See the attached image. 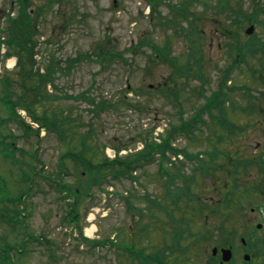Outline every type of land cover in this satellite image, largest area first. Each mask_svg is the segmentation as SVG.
Here are the masks:
<instances>
[{"label": "rangeland", "instance_id": "obj_1", "mask_svg": "<svg viewBox=\"0 0 264 264\" xmlns=\"http://www.w3.org/2000/svg\"><path fill=\"white\" fill-rule=\"evenodd\" d=\"M160 1L161 12L170 16L167 13V3L178 5L189 0ZM214 1L190 0L189 2L190 8L200 13L207 7L205 5L208 7L215 5ZM229 1L231 4L242 1L243 12L249 13L250 17H254L258 7L264 4V0H258L256 4L251 0ZM146 6V0H51L50 2L27 0L26 11L32 16L27 24L39 28L35 36L36 54L33 55L36 60V70L44 71L48 56H51L58 65L69 70L60 72L58 69L50 72L54 83L47 82L44 90L55 97L46 98L36 107L38 112L46 110L49 115L56 113L58 118L63 119L64 121L59 122L63 133L55 129L52 123L47 127H39L32 122L25 110L16 108L25 124L32 127V130L27 131L23 125H18L15 120L7 118V111L0 102V188L4 189L6 195L17 197L29 186L20 202L0 200V253H4L5 241L14 246L9 250L10 252L12 250L13 254L10 264H141L137 257L132 258L121 247L114 249L110 245H97L90 250H84L77 236V230L71 228L72 225L62 219L70 209L67 198L75 203V195L68 190L65 194L67 198L63 199L60 196L58 186L63 183L72 189L80 184L82 190L77 205L78 229L85 237L93 241L113 237L116 245L131 244L145 254L160 250L165 242L170 243L172 233L170 219L159 206L171 204L167 191L169 197L173 196V188L179 183V179L159 172L160 162L157 157L129 171V176L114 178L111 174L119 165L112 160L118 152V158L122 160H126L127 156H136L145 141L159 144L169 127L178 124L180 118H187L193 114L204 102L199 94L201 85L199 79H191L183 83L181 82L183 78L175 76V83L169 80L167 83L170 84V90H176V95L163 89L162 85L171 73V66L154 56L153 47L158 48L168 41L169 54L178 58L180 53L190 46L202 47L204 95L216 89L222 70L232 62V54H227L223 45V35L218 27V22L225 18L216 16L218 22L215 25L211 19L213 15H210L212 9L208 10V14L202 15L205 19L198 21L199 30L195 33L196 39L189 40L182 31L178 32V35L171 30L164 32V28L157 26L156 19L150 15V9L145 10ZM18 8L17 0L0 1V40L8 37L5 29L6 14L16 16ZM263 22L264 15H259L253 23L255 26L253 33L259 37L264 36ZM177 25L182 29L187 28L186 23L180 20ZM244 29L241 31L242 40L247 37ZM201 35L204 36L203 39ZM150 40L153 47L149 44ZM98 42H108L110 50L123 51L125 60L114 58L103 65L92 52V48ZM2 46L6 50L4 43H0V49ZM88 54L90 57H87ZM258 55L259 53L255 58L246 57L245 61L234 66L227 81V85L234 87L231 98L236 105L232 108L226 102L227 118L235 124L244 126V130L227 133L216 123L210 122L205 115L206 125L196 130L190 137L177 135L172 140L171 146L196 152L203 149L210 151L215 145L219 150H235L243 156L261 151L264 145V99L262 98L261 105L255 108L257 111H253L250 115L240 107L246 104L243 85L250 86L253 92L264 89L263 85L253 80L249 68L252 66L261 69L259 64L261 58H258ZM15 61L13 52L7 60L0 56V77L4 78V75L8 74L10 83H13L12 90H15L16 94H21L23 90L21 86L24 85L17 66L14 65ZM7 63H11V67H6ZM34 79L39 80L37 77ZM27 83L31 81L27 80ZM0 91L3 89L0 88ZM2 96L4 97V91L0 92V100ZM90 98L98 102L95 107L91 104ZM260 108L262 112H258ZM214 134L220 139H215ZM83 136H85L84 147H90V150H86L81 156L97 166L106 159L111 162L109 167L97 169L100 179H106L101 184L90 181L86 184L92 171H87L88 168L77 160L61 156L68 148L74 151L81 150ZM219 156H221L219 160H222V154ZM168 158H172L171 154ZM182 161L184 167L179 166L178 169L187 174L192 173L194 163L184 159ZM164 162L169 166L170 173L178 170L172 167L170 162ZM175 164L178 165L179 162ZM115 174L117 175V170ZM219 174L220 172L215 173L214 176L219 177ZM255 174H257L256 169H251L249 176L255 177ZM222 177L218 184L223 182L226 175ZM213 179L212 175L211 178L207 175L201 178L199 185L193 184L196 185L193 186L195 190L191 189L202 199L211 196L214 204H223L222 196L226 197L227 192L224 190L216 192L210 188L205 190ZM249 197L251 203H248L243 211L231 207L230 209L235 211L227 213L229 214L226 219L229 221L227 228L236 229L240 235H243L240 232L244 231L247 220L253 214L250 207L257 209L260 200H264L260 195L251 193ZM226 204L229 203L226 201L220 208H225ZM194 205V201L183 200V203L179 202V208L172 211V215L177 219L180 215L178 210L187 206L188 209L182 211L188 214ZM16 208L21 211V217H18L19 224L16 221L6 222L5 220H11L8 219L9 215L16 219V214L13 213ZM219 216L220 213L215 217L208 216L206 222L209 221V224L217 222ZM196 218L195 213L191 214L189 220L182 226L184 228L190 226L189 230L192 231L197 230L196 223L202 222ZM201 219L205 218L201 217ZM176 222H172L173 226H176ZM33 236L49 239L51 249L48 250L45 241L39 243L33 240ZM18 243L24 244L25 254L17 252ZM199 256L201 257L199 264H202L204 255L200 253ZM185 258L188 260L191 256L186 255Z\"/></svg>", "mask_w": 264, "mask_h": 264}, {"label": "trees", "instance_id": "obj_2", "mask_svg": "<svg viewBox=\"0 0 264 264\" xmlns=\"http://www.w3.org/2000/svg\"><path fill=\"white\" fill-rule=\"evenodd\" d=\"M157 1L159 0H149L153 7V17L154 19H156V21L159 22L158 24L160 27L174 30V33L182 31L183 35L189 40H191L195 38L193 34L194 31L196 30L197 33V30H199L198 24L196 25L194 23L195 19L197 18V20L202 21V18L205 19V16L202 15L207 13L208 10L212 9L210 15H213L211 16V19L215 25L218 22L216 16H224L225 18L224 20H220L218 22V27L224 34V38L229 41H225V45L230 49L231 52L235 53V55H233V65L238 64V62L245 61L246 57L255 58L257 53H259L258 58L260 57L264 60V42L262 43L260 41H255L252 39H240L241 28H243L245 23L253 21V17H250L249 13L246 12L245 14L243 12L241 6L242 3L240 1L235 2V4H231L229 0H217L215 5L209 7L208 5H205L207 6V8H204L200 13H198L190 8L191 4L189 0L183 4H181V2L178 5H171L169 9L170 12L168 13L170 14V16L165 14L161 15V12L155 6L157 4ZM203 2L206 3L205 1ZM31 17V14L26 11V4H24L22 5V8H20V10L18 11V16L15 19H12L8 25L9 34L8 37L5 39V42L7 43L10 49L7 54L13 52L17 55V71L20 78L22 79V85L26 87L21 86L23 88L21 94H16V91L12 90V83H9L7 78L4 79V108L7 111V118L15 120L18 125H23L26 130H32V127L25 124L22 117L18 114L16 108H22L23 110H25L28 116L31 117V120L37 123L39 127H47L49 126V124L52 123L54 124L55 129H59L60 133H63V128L59 125V122L64 121L63 119L58 118L56 113H52L51 115H49L48 111L46 112V110L38 112L36 107L41 105L46 98L55 97L47 93L46 90H44L47 85V82L51 84L54 83L53 77L51 76L50 72H53V70L56 71L58 69L60 72H67L69 69L58 65L56 62L53 61L51 56H48V61L44 64L43 72H39L38 70L33 69V55L35 53L36 46L35 36L38 33V29L36 28V26L27 24L29 20L32 19ZM179 19H183L188 24V29H182L178 27L177 23L179 22ZM228 19H231V24H229L230 21H228ZM214 20L216 23L214 22ZM201 38L203 39L204 36L201 35ZM143 43H145V41H143ZM149 44H151L152 46L151 40L149 41ZM153 48L154 49H152V53L155 54L154 56L158 57L161 61L166 62L171 66V73L169 77L164 81L162 85L163 89L170 91L171 93H174L176 95V90H170V84L167 83V80L171 81L172 83H175V76L183 78L184 80L181 81L183 83H186L191 79H199L201 81V85L199 87V94L203 97L204 102L196 109L193 114H191L187 118H180L178 124L169 127L168 131H166V134L164 135V137H162V140L159 144L145 141L142 149L136 156H127L125 158L126 160H122L118 157L113 159L112 162L117 163L119 167H117L111 175H113L114 178H119V176H129V171L133 170L136 167H139L140 165L149 163L157 153H159V160L162 161L167 159L166 152L181 151L190 162L194 163L193 172L190 174H186L184 171H181V173H179L180 171L176 170L174 171L175 173L169 174V177H179V179L181 180V184L173 188L174 198H179L180 195H182L181 200L182 198L189 197L192 192L190 184L197 183L198 177L203 178L207 175L209 176L210 172V175H215V173L218 174L220 172L219 177H216L217 180L221 181V179H223L222 175H226V178L219 186L220 189H225V192L228 193L225 198L229 199V197H231V200L235 199V202H240V198L243 197L244 193H249L248 191L255 190L260 187L259 183L256 182H252L249 186H247L246 183L242 184V182L251 179L247 172H250V169L253 168L252 166H256L255 169L259 174L260 172L264 173V145L261 147V151L254 152L249 156H243L237 152L233 154L229 151L227 152L226 150L222 151L219 150L215 145L211 147L210 151L203 149L202 151L196 152L188 151L183 147L174 148L173 146H171L172 140L177 135L190 137L194 135L196 130L201 129V127L206 125L207 119L204 118L205 115L208 116V120L210 122L216 123L227 133L241 132L244 130V126L235 124L227 118L228 116L226 111V102H228V104L232 108L236 107L234 100L231 98L234 87L227 85V80L230 78V67L223 69V75L218 79L216 89L212 90L209 94L204 95L202 91V83L205 81V76H203L202 72V47L196 48L190 46L185 51L180 53L179 58L177 56H172L169 54V44L167 41L163 45H160L158 48ZM92 52L95 54V58L99 60L103 65L108 64L114 58H119L121 61L125 60L123 58V51L116 52L114 50H110L108 42H98L92 48ZM87 57H90V54H88ZM75 60L76 59H73V61ZM259 64L261 69L252 66H249V68L251 70V76L253 80L258 81L261 85L264 86V76H262V73H264V71H262L264 70V63L259 62ZM36 77L39 79L38 81H35L34 78ZM27 80L31 81V83L28 84ZM41 86L43 87V89H41ZM243 86L244 93L246 94V104L244 105V107H240L242 111L248 112L249 114L247 113V115H250L253 111H256L255 108L259 104L261 105V100L262 98L264 99V90L259 89L256 92H253L250 86ZM251 92L253 93L251 94ZM90 102L91 104H93L94 107L98 103L95 102L92 98H90ZM214 110L216 111V113H214ZM260 112H262V110ZM67 121H70L69 118L67 119ZM249 123L253 124L250 121ZM34 131H36V129ZM214 135L215 139H217V134ZM84 140L85 136L81 138V142H83L81 150L74 151L71 148H68L62 153L61 156L65 158L70 157L75 161L77 160L81 162L83 166L88 168L87 171H92V176L89 175L86 184H88L89 181L91 183L99 182V184H101L102 181L106 179H100V177L98 176L97 169H100V167H109L111 165V162L107 161L106 159L103 163L100 164V166H97L94 165L91 160L85 159L83 156H81L86 150H90V147H84ZM201 152H206L209 157H200L199 155ZM220 153L223 155L222 160H218L217 158ZM130 156H132V154H130ZM174 166L176 168L178 167L177 165ZM183 166L184 162H181L180 167ZM116 170L117 175L115 174ZM95 175H97V177ZM256 179H261V176H257L254 178V180ZM241 187L243 189H241L240 191L239 189ZM74 188L75 189H72V187L66 185V183H63L61 186H58L61 196H64L67 190L69 191V193L75 195V203H71V210L67 211V213L62 216V219L67 222V224L74 223L76 226L79 227V211L77 209V205L80 200L79 195L82 189L80 188V184H78ZM21 193H25V190H23ZM174 198H171V202L174 206H176L178 205L179 201ZM127 199L128 198H126V200ZM127 201L129 202V200ZM13 212L15 214H19L17 208ZM200 212H203L202 209H200ZM213 212L215 214L219 213L217 211ZM183 220L185 221L184 218L181 219V221ZM171 222L172 220L170 219L169 223ZM177 236L178 235H176V237ZM80 237L87 246H94L99 244V241L93 242V240L85 238L81 234V232ZM32 238L33 240L38 241L39 243L45 241L48 245V250L51 249V241L49 239H43L41 237L34 236ZM25 241L26 240H24V242ZM105 244L106 242L103 243V245ZM5 245L6 247L4 248V253H0V260L4 262H2L3 264H10V262H12L13 260V254L12 250L11 252L9 250L12 247L14 248V246L9 245L6 241ZM16 246L18 247L17 252L25 254L26 250L24 249L23 243H18V245ZM180 248H182V250H184L185 248L188 249L187 245L181 246V244L178 243V239H175L173 242L168 243L167 253L163 250H158L149 254H143L141 251L137 252L138 250L136 249L125 247V249L130 253L131 257H137L141 264H179L178 261L172 260L171 257V261L167 260V256H171L176 252V250H179Z\"/></svg>", "mask_w": 264, "mask_h": 264}, {"label": "flooded vegetation", "instance_id": "obj_3", "mask_svg": "<svg viewBox=\"0 0 264 264\" xmlns=\"http://www.w3.org/2000/svg\"><path fill=\"white\" fill-rule=\"evenodd\" d=\"M260 192L264 195V189H260ZM251 210L253 217L247 222L244 229L246 236L243 239L241 237L240 242L230 240V235L226 231H220V228L217 233L221 235L220 237L210 236L212 232H217L216 229L210 227L205 230L208 237L206 247L210 252L202 264H264V203L259 209ZM223 248L231 249V258L227 261H222ZM200 260L196 264H199Z\"/></svg>", "mask_w": 264, "mask_h": 264}, {"label": "water", "instance_id": "obj_4", "mask_svg": "<svg viewBox=\"0 0 264 264\" xmlns=\"http://www.w3.org/2000/svg\"><path fill=\"white\" fill-rule=\"evenodd\" d=\"M252 31V26H250L248 29H247V33H250ZM225 258H227V257H225Z\"/></svg>", "mask_w": 264, "mask_h": 264}, {"label": "bare ground", "instance_id": "obj_5", "mask_svg": "<svg viewBox=\"0 0 264 264\" xmlns=\"http://www.w3.org/2000/svg\"><path fill=\"white\" fill-rule=\"evenodd\" d=\"M12 61V60H11Z\"/></svg>", "mask_w": 264, "mask_h": 264}]
</instances>
